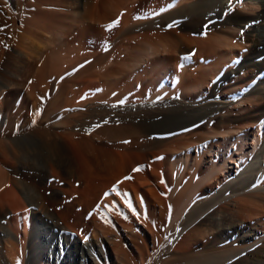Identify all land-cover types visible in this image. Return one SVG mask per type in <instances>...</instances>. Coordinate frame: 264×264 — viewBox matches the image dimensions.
<instances>
[{"label": "bare ground", "instance_id": "bare-ground-1", "mask_svg": "<svg viewBox=\"0 0 264 264\" xmlns=\"http://www.w3.org/2000/svg\"><path fill=\"white\" fill-rule=\"evenodd\" d=\"M0 28V264H264V0H0Z\"/></svg>", "mask_w": 264, "mask_h": 264}, {"label": "rangeland", "instance_id": "rangeland-1", "mask_svg": "<svg viewBox=\"0 0 264 264\" xmlns=\"http://www.w3.org/2000/svg\"><path fill=\"white\" fill-rule=\"evenodd\" d=\"M23 2H24V5H26V4H28V2H30V0H23ZM131 5V4H130ZM127 9H129V5H128V7H126V10ZM126 10H123V12H126ZM22 14H23V10H21L20 11V13L18 14V16H19V19L21 20V17H22ZM112 24L114 23V22H111ZM3 42V43H2ZM1 43H2V45H0L1 47H0V60H1V58H3V51L4 50H6V48L8 49L9 47H11L10 46V43L9 42H5V41H1ZM0 43V44H1ZM9 43V44H8ZM12 44V43H11ZM5 46V47H4ZM7 46V47H6ZM4 48V50L2 51L1 49H3ZM119 52V51H118ZM135 52V54H136V51H134ZM114 53H111L110 54V56H109V58H108V62H106V65H107V69H108V73H109V78H110V80H111V82H113L114 83V81H112V80H114L113 78H111L114 74H112L111 73V75L112 76H110V71L113 69V68H115L116 69V65H118V63H119V58H120V60H122L121 59V54L120 53H118V54H116V57L117 58H115V56L113 55ZM122 55H123V53H122ZM125 55H127L126 54V52L124 53V55L122 56V57H124L123 58V60H124V62L122 63V62H120V63H122V65L123 66H125V60L126 59H128V56H125ZM113 57V59H112V61H110V59ZM119 57V58H118ZM2 61H4L3 59L0 61V79H1V74L4 72V70H3V68L1 67V65H3V62ZM110 62V63H109ZM127 62V61H126ZM52 65V63H51V61H49L48 62V65H47V67H45L44 68V72H43V85H44V87H45V85H46V83H47V85H46V87L45 88H47V93L49 94V98L50 99H52V97H53V94H55V93H53L54 91H56V87H55V84H53V83H50V85H49V80H50V73L52 72V71H50V73H49V67ZM98 65H99V67H98ZM112 66H115V67H113V68H111V70H110V67H112ZM119 66V65H118ZM117 66V67H118ZM102 67H103V65L102 64H97L96 66H95V68H94V70L95 71H97V76H99L100 75V73L102 72ZM120 67H121V65H120ZM51 68V67H50ZM99 68V69H98ZM122 68H125V67H122ZM98 69V70H97ZM52 70V69H51ZM116 72H118L117 74H120V71H121V68H119L118 67V70H115ZM114 70H112L111 72H115ZM99 72V73H98ZM49 73V74H48ZM116 74V75H117ZM47 76H49V77H47ZM115 76V75H114ZM138 75H135V74H132V73H129V72H127V74L125 75V76H121V78H122V80H121V78L120 79H117V83H115V84H118L119 83V81H120V83H122L121 81H123L124 82V84H125V86L127 85V86H129V85H131L132 83H134V87H135V89L137 88V84H135V81H136V77H137ZM48 78V79H47ZM17 79H19L18 77H17ZM51 82V81H50ZM116 82V81H115ZM123 84V83H122ZM122 84H118L117 86H118V88L119 87H121V88H123L124 86H122ZM51 85H53V86H51ZM119 85H121V86H119ZM26 87V86H25ZM133 87V88H134ZM49 89H50V91H49ZM13 91H14V89H12ZM40 100H41V98H40ZM43 100V101H42ZM42 100H41V102L46 106V104H47V102L42 98ZM96 101V100H95ZM98 102V101H97ZM43 105V106H44ZM52 107H54V108H52ZM55 108H56V105L53 103V105H51V107H50V109H51V111L52 112H55L54 110H55ZM23 109V111H22V113H24V111H25V113L24 114H27V109L26 108H21L20 109V111ZM46 153H44V155H45ZM41 160V161H40ZM41 162V163H40ZM39 167L40 168H42V167H44V165H45V158H43V157H40L39 158ZM66 185V184H65ZM65 185H64V187H65ZM66 187H68L67 185H66Z\"/></svg>", "mask_w": 264, "mask_h": 264}, {"label": "snow or ice", "instance_id": "snow-or-ice-1", "mask_svg": "<svg viewBox=\"0 0 264 264\" xmlns=\"http://www.w3.org/2000/svg\"><path fill=\"white\" fill-rule=\"evenodd\" d=\"M238 2H240V0H238ZM137 18H139V17H137ZM118 24H119V21H116V22H114V24L108 25L107 28H108V30H111V28L113 26H118ZM0 31H3V29L0 28ZM105 48H107V45H105ZM192 55H194V53ZM190 59H191V56H184V57H182V60H184V61H189ZM181 67H183V65H181ZM158 159H162V157H159ZM141 170H142V168H136L133 171H141ZM125 179H131V176L125 177ZM161 182L162 183L164 182L163 179L161 180ZM112 192L118 193L120 195L127 196V194H125V193H119V190H118V187L117 186H114L113 187Z\"/></svg>", "mask_w": 264, "mask_h": 264}]
</instances>
